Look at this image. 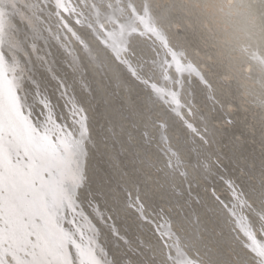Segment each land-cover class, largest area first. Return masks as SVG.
I'll use <instances>...</instances> for the list:
<instances>
[{"label": "bare ground", "instance_id": "1", "mask_svg": "<svg viewBox=\"0 0 264 264\" xmlns=\"http://www.w3.org/2000/svg\"><path fill=\"white\" fill-rule=\"evenodd\" d=\"M14 17L86 100L53 213L74 210L86 159L119 264H264V0H0V35Z\"/></svg>", "mask_w": 264, "mask_h": 264}, {"label": "snow or ice", "instance_id": "2", "mask_svg": "<svg viewBox=\"0 0 264 264\" xmlns=\"http://www.w3.org/2000/svg\"><path fill=\"white\" fill-rule=\"evenodd\" d=\"M13 21L7 38L0 35V264H119L104 239L102 225L110 218L92 196L86 159L74 210L65 205L51 211L54 194L68 187L66 173L78 160L81 144L87 150L85 132L91 138L86 100L75 91L78 73L71 59L66 73H55L49 52L39 55L44 40H31L26 36L31 29ZM15 57L27 75L9 70ZM40 65L55 80L59 97L48 90ZM60 99L64 103L57 111ZM84 216L92 221L94 235L85 237L80 228ZM108 231L120 240L118 230Z\"/></svg>", "mask_w": 264, "mask_h": 264}, {"label": "water", "instance_id": "3", "mask_svg": "<svg viewBox=\"0 0 264 264\" xmlns=\"http://www.w3.org/2000/svg\"><path fill=\"white\" fill-rule=\"evenodd\" d=\"M80 213H78V215H79ZM83 215V214H82ZM250 236H254V234H250ZM258 239L255 237V239H254V243L256 244V243H258ZM183 256L184 257H186V253H183ZM187 264H194V261L192 260V259H189V262L187 263Z\"/></svg>", "mask_w": 264, "mask_h": 264}, {"label": "rangeland", "instance_id": "4", "mask_svg": "<svg viewBox=\"0 0 264 264\" xmlns=\"http://www.w3.org/2000/svg\"><path fill=\"white\" fill-rule=\"evenodd\" d=\"M90 62V61H89ZM92 64V63H91ZM154 170V169H153ZM154 171H156V169L154 170ZM137 221V219H134V220H132V222H136Z\"/></svg>", "mask_w": 264, "mask_h": 264}]
</instances>
